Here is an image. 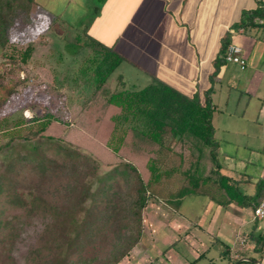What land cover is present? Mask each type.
Masks as SVG:
<instances>
[{
  "label": "trees",
  "instance_id": "1",
  "mask_svg": "<svg viewBox=\"0 0 264 264\" xmlns=\"http://www.w3.org/2000/svg\"><path fill=\"white\" fill-rule=\"evenodd\" d=\"M259 5L240 27L264 28V3L260 0ZM34 8L40 11L36 0H0V56L9 51L8 61L22 72L29 67L34 48L18 49L11 42L12 31L23 19H32ZM50 18L64 24L59 18ZM67 32L62 38L70 55L78 56L85 49L90 54L79 70L86 80L81 92V119L88 129L107 133L99 139L112 169L100 173L95 158L53 134L71 125L66 120L70 115L66 107L28 119L0 118V133L9 139L0 145V152L17 141H37L33 151L18 154L0 166V196L6 194L8 202L20 208H28L30 200V212L42 208L51 217L41 237L48 253L44 255L42 249L33 252L39 258L34 260L37 264H119L140 243L144 212L151 201L175 211L191 195L210 197L222 207L236 204L254 209L261 205L264 177L256 182V191L250 196L237 181L221 174L211 104L158 80L142 89L128 88L122 77H114L123 56L91 37L86 28L74 31L67 26ZM230 44L229 39L223 43L218 69L222 62L227 63ZM41 85L26 80L12 85L0 82V114L18 96L21 86L34 89ZM46 87L47 94H59V98L53 96L61 101L58 89ZM47 149L56 150L64 161L49 158ZM26 169L36 171L40 180L21 195L17 177ZM48 183L60 187L52 201L44 190ZM255 239L261 251L264 232Z\"/></svg>",
  "mask_w": 264,
  "mask_h": 264
},
{
  "label": "crops",
  "instance_id": "2",
  "mask_svg": "<svg viewBox=\"0 0 264 264\" xmlns=\"http://www.w3.org/2000/svg\"><path fill=\"white\" fill-rule=\"evenodd\" d=\"M65 1L69 7L77 2L75 8H88V1H92L94 10L89 12L90 22L84 28L91 37L123 56L125 60L114 77H122L128 88L142 89L158 80L211 104L215 110V136L216 130L247 135L230 123L215 122L219 116L228 118L231 93L240 82L237 70L248 72L244 79L249 85L264 80V28L240 27L247 21L246 15L260 6V0ZM226 39L243 48L245 70L225 62L218 69ZM241 101L242 96L238 106ZM263 110L264 104L260 112ZM229 114L232 118L233 113ZM245 117L246 111L239 118ZM227 142L236 149L249 145ZM244 148L257 156L255 164L251 158L236 159L224 153L220 171L252 196L256 182L264 177V157L260 149L255 152ZM259 162L263 168L256 179L246 172L249 166L257 168ZM143 225L140 243L119 264H264V247L259 251L255 239L264 232V221L254 217L252 206L222 207L210 197L191 195L175 211L162 202L151 201Z\"/></svg>",
  "mask_w": 264,
  "mask_h": 264
},
{
  "label": "rangeland",
  "instance_id": "3",
  "mask_svg": "<svg viewBox=\"0 0 264 264\" xmlns=\"http://www.w3.org/2000/svg\"><path fill=\"white\" fill-rule=\"evenodd\" d=\"M38 1L43 5L40 11L38 12L34 8L32 19L29 22L23 19L13 29L11 38L12 44L17 46L18 49H25L29 45L33 46L34 51L29 67L25 72L19 71L16 65L8 61L7 54L9 51L5 52L3 56H0V82L5 85H12L14 82L26 80L32 85L39 83L42 85L41 87L36 86L34 89L21 86L18 89V96L13 99L10 105L5 107L3 113L0 114V118L8 117L16 120L25 117L28 119L41 116L48 110L54 111L58 106L64 110L65 107L68 108L70 115H66V120H70V127H62L53 134L59 139H64L65 143H69V145L71 144L76 149L95 158L100 164V173L104 174L112 169L109 166L112 164L106 163L108 154L102 150L104 142L99 139L100 137L104 139V134L107 133L104 130L101 131V129L99 132L95 128L91 129L90 127L88 129L81 119V103L84 99L81 92L86 80L79 74V70L83 68V64H85L90 54L85 49L78 56L70 55L64 47L66 41L62 38L66 33L68 34L67 26H71L74 31H81L84 26L88 25L90 13L94 10L92 1H88V8H75L77 2H72L69 7L65 0ZM96 4H98V1ZM50 17L59 18L64 24L55 23L52 21L53 18ZM54 44H58L57 47ZM262 58L264 59V56ZM230 67L236 68L235 65ZM246 73L240 70L236 71V74L240 77V82L232 90L231 102L228 105V118L226 115L219 116L218 113L217 116L219 117L215 123L216 125L230 123L231 126L239 128L238 130L246 132L247 135L225 134L216 130L215 138L219 141L221 147L218 161H221V163L224 162L223 154L227 153L236 159L247 160L251 158V161L255 164L257 156L244 146L253 149L252 151L255 152L260 149V156L264 157V110L262 113L260 112L264 104V80L249 85L244 79ZM46 86L58 89L62 94V97L60 96L61 101H58V99L56 101L54 98L56 95L59 98V94L55 95L53 93L54 96L47 94L44 91L47 89ZM112 87H114L113 84ZM241 96L242 101L238 106L237 102ZM65 98L68 100L67 103L64 101ZM247 104L249 105L248 108H246ZM244 111H246V117L243 120L240 118H242ZM230 112L233 113L232 118H230ZM257 116H260L258 122H256ZM8 140L0 133V145L6 144ZM231 140H234V143ZM227 141L232 144H235V141L242 144L249 142V145L240 144V149H236L233 145H228ZM36 142L17 141L10 148L2 150L0 152V166H4L9 159L18 154L33 151ZM95 145L100 146V148ZM46 154L49 158L56 159L59 162L64 161L63 157L57 155L56 150L47 149ZM260 167V162L257 168L249 166L246 173L259 179L263 165ZM39 180L36 171L26 169L17 177L18 192L21 195L23 193L27 194V191H29L27 188L30 185H36ZM120 184L123 185L121 179ZM56 188H60L56 183L46 184L44 190L47 193V199L54 200L57 193L55 192ZM29 201L28 208H20L10 204L6 194L0 196V264H37V261L34 260L39 258L33 255V252L42 249L44 255L48 253L46 249H43L41 237L50 224L51 217L46 215L42 208L30 212L31 203ZM90 255H93L92 251ZM103 256L101 254V257Z\"/></svg>",
  "mask_w": 264,
  "mask_h": 264
},
{
  "label": "built area",
  "instance_id": "4",
  "mask_svg": "<svg viewBox=\"0 0 264 264\" xmlns=\"http://www.w3.org/2000/svg\"><path fill=\"white\" fill-rule=\"evenodd\" d=\"M260 23H262V21H260ZM225 60L228 64L239 66L241 70H245L247 67V60L244 56L243 48L234 43H231L228 46L226 50ZM253 214L257 220L264 221V201L260 206L253 209Z\"/></svg>",
  "mask_w": 264,
  "mask_h": 264
}]
</instances>
